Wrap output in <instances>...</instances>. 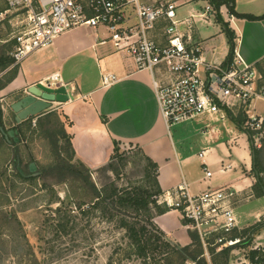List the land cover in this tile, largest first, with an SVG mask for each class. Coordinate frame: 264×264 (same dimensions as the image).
<instances>
[{
	"label": "crops",
	"instance_id": "1",
	"mask_svg": "<svg viewBox=\"0 0 264 264\" xmlns=\"http://www.w3.org/2000/svg\"><path fill=\"white\" fill-rule=\"evenodd\" d=\"M234 2L239 13L264 14V0ZM206 4L207 0H195L179 7L180 28L186 39L190 36V44L200 45L208 62L224 63L230 45L216 15L206 20H190V16L203 11ZM222 15L236 33V49L243 59L264 70V19L249 20L235 15L229 18L225 12ZM162 26L158 24L152 32L158 40H163ZM108 36L104 27H77L57 37L51 46L33 52L18 65L16 76L0 89L3 109L0 123L3 122L1 125L5 131L18 130L20 141L11 139L9 142L0 129V165H5L8 155L13 162L16 149L13 143H20L23 137L20 128L15 126L24 120L17 123L16 112L11 105L19 95H25L31 85L59 73L70 99L54 102L48 110L67 115L72 122L67 128L73 136L76 160L97 170L111 161L116 142L120 146H136L159 165L157 178L162 194L183 182L188 184L193 194L233 185L238 190L233 206L240 229L259 222L264 209L254 211L248 208L258 196L254 190L256 176L252 172L253 154L248 135L239 130L229 117L222 120L210 114L176 124L181 127L176 130V136L173 135L172 127H167L160 110L153 87L154 76L147 69H138L133 58L118 51ZM4 72L0 71V77ZM105 73H114L119 79L104 85L102 75ZM155 77L166 82L171 78L161 69L156 71ZM261 111L264 114V110ZM27 127L28 124L21 125L22 130H27ZM18 151L25 163L31 158L38 161L42 154L48 158L50 154L49 145L42 137L28 145L20 144ZM203 151L204 156L200 157ZM194 160L200 163L199 174L192 163ZM205 168L212 171L211 177L206 176ZM216 176L219 181H214ZM250 216L254 218L248 219ZM154 221L171 241L181 246L192 244L191 228L179 211L170 209L157 215ZM252 247L264 248V227L255 235ZM247 252V248L234 249L229 264H254L247 257ZM205 258L209 264H212L211 259H222L220 252L214 256L209 252Z\"/></svg>",
	"mask_w": 264,
	"mask_h": 264
},
{
	"label": "built area",
	"instance_id": "2",
	"mask_svg": "<svg viewBox=\"0 0 264 264\" xmlns=\"http://www.w3.org/2000/svg\"><path fill=\"white\" fill-rule=\"evenodd\" d=\"M191 1L195 0H0V18L14 13L26 16L15 36L13 66L74 28L104 27L118 51L127 53L138 69H147L154 76L153 87L168 128L203 114L225 120L228 111L235 115L242 111L246 116L244 127L252 133L255 144L264 134V117L257 112V103L264 102V70L245 61L236 48L231 63L208 62L200 45L190 44V36L186 39L180 28L177 9ZM211 15H217V9L207 0L204 10L192 14L190 20H206ZM160 23L163 40L152 34ZM158 69L171 77L168 82L155 77ZM118 79L114 73L102 75L104 85ZM43 83L64 85L59 73ZM203 156L204 151L200 153ZM205 170L211 177L212 171ZM237 195L233 185L193 194L183 182L157 198L181 213L209 254V247L220 251L242 241L232 236L240 230L233 206Z\"/></svg>",
	"mask_w": 264,
	"mask_h": 264
},
{
	"label": "trees",
	"instance_id": "3",
	"mask_svg": "<svg viewBox=\"0 0 264 264\" xmlns=\"http://www.w3.org/2000/svg\"><path fill=\"white\" fill-rule=\"evenodd\" d=\"M208 1L217 9V22L221 25L222 30L228 38L230 51L224 64H229L233 61L235 55L236 33L230 27V23L223 18V15L220 13V8L223 5H226L232 15L249 20H263L264 14L254 15L251 13H239L235 9L234 0ZM8 51L9 49H6L4 45L0 46V69L1 71H5L0 77V89L10 82V80L16 76L18 71V65L13 66L14 58L8 54ZM2 116L3 109L0 104V119H2ZM228 116L238 129L245 132L249 137L253 154L252 172L256 176L254 190L258 196H264V177L262 176L264 170L259 167L258 157L260 150L254 145L252 133L244 127V122L246 120L245 113L241 111L235 115L231 111H228ZM35 118L36 117H30L24 120L21 124L15 126V128H20V132L23 136L20 143H13L16 147L13 154L15 177L25 182H34L41 179L43 180L41 186L44 189L53 188V186L48 183L50 177L57 178V183L66 182L70 179L81 182L87 190L92 192L94 200L90 203L79 202L76 204V207L79 210L78 214H80L82 218H89L95 209H99L102 211V217L109 221L120 216L117 221L119 226L125 230V236L128 239L129 247H131L129 253L131 256L134 255L136 258L141 259L143 264H150V261H156L157 254H161L164 257L161 258V263L160 261H157L156 264H209L208 260L205 258V248L203 247L196 231L191 229L189 231L192 238V244L190 246H181L180 244L171 241L166 233L155 223L154 218L157 215L166 213L170 208L167 205L158 202L157 197L162 194V189L157 178L159 165L149 156L145 155L141 149V153L147 160V172L150 176V186H133L130 189L123 191H120L117 187H112L110 190L106 189L105 191L100 190L92 180V169L84 162L75 159L76 151L73 146V136L67 128L72 124L69 117L58 111L48 110L36 118V126L40 131V136L46 140L49 145L51 160L46 167L39 171V176H31L29 165L31 162H35L36 159L31 158L29 162L25 163L21 159L18 146H20V144L28 145L27 132L31 130L32 122ZM1 123L3 125V122ZM23 124H28L27 130L21 129V125ZM33 132H36V129H33L31 133L33 134ZM30 140H32V138ZM121 150L119 142H116L111 161L114 157L122 154ZM110 162L105 166L112 168ZM105 166L101 168H104ZM19 168L23 170L24 174L21 173ZM7 171L8 170L6 169L3 172H0L1 188H3L5 179L7 180L9 177ZM53 194H55L56 197L54 196L53 199H51L50 204L60 203V205L56 209H52V212L56 213V217L52 219L53 221H51V224L53 227L55 226L57 233H67L70 229H73L78 225V215L74 214L75 209L69 208V203L66 204L54 189ZM0 197L3 196L0 195ZM5 198L8 200V197ZM128 208L134 209V213L125 210ZM120 209L123 210L121 215H119ZM153 209L156 210V213L153 212ZM0 211L5 214L7 217L6 220L9 221L14 218L16 221L20 222L17 215H13L11 212L5 213L2 209ZM49 221L50 218L47 219L46 222L48 223ZM184 222L188 223L185 219ZM263 227V223L256 222L248 228L243 229L238 233L242 238V241L235 246L225 247L220 251H217L216 247H209L212 256L217 252H220L222 257V259H211L212 264H229L231 252L239 247L248 249L247 257L252 263L264 264V248L252 247L255 235ZM236 236L237 235L235 234L233 235V237ZM28 246L29 254L35 256V252L30 243H28ZM169 254H173V256H168ZM32 262L33 264H40V261L37 258L32 259Z\"/></svg>",
	"mask_w": 264,
	"mask_h": 264
},
{
	"label": "rangeland",
	"instance_id": "4",
	"mask_svg": "<svg viewBox=\"0 0 264 264\" xmlns=\"http://www.w3.org/2000/svg\"><path fill=\"white\" fill-rule=\"evenodd\" d=\"M224 12L227 16L231 14L228 7L224 8ZM25 19L26 16L20 13L0 18V45H5L6 49H9L10 56L16 45L15 36L19 26ZM259 103L258 114L264 116L261 111L264 110V102ZM179 127L181 126H172L173 135L176 136V130ZM33 129H36V132L32 134ZM27 135L29 143L41 138L36 122L34 124L32 122V128ZM258 137L259 141H255L254 145L260 150L259 167L264 170V134ZM121 149L122 154L114 157L110 162L112 168L105 166L92 170L91 177L98 189L105 191L117 187L123 191L133 186L149 187L150 176L147 172V160L140 149L128 144L121 146ZM4 157L6 158V154ZM7 158L5 165H0V172L7 169V175H9L8 179H5L3 188L0 187V195L3 196L0 197V210L17 215L21 223L14 218L6 220L7 217L0 211V264H33L32 259L36 258L40 264H143L141 259L129 253L131 247L125 236V230L119 226L117 221L120 216L109 221L102 217V211L99 209H95L89 218H82L78 214L76 204L90 203L94 200L92 192L87 190L81 182L70 179L57 183V178L50 177L48 183L53 188L44 189L41 186L43 181L41 179L25 182L15 177L12 159L9 155ZM50 160V154L48 158L42 154L36 164L38 171L46 167ZM194 161L192 163L199 174L200 163ZM262 176L264 177V172ZM213 179L219 181L218 176ZM53 189L66 204L69 203V208L75 209L74 214L79 218L78 225L67 233H57L55 226L51 224L52 219L56 217L52 209L60 205V203L50 204L55 196ZM5 197H8V200ZM248 208L254 211L263 210L264 196H257ZM125 210L134 213L132 208ZM119 212L121 215L123 210L120 209ZM153 212L156 213V210L153 209ZM49 218L50 221L47 223ZM259 222L264 224V215L259 217ZM242 230L234 231L232 236L235 234L240 237L238 233ZM28 243L33 248L36 257L29 254ZM208 250L211 251L210 248ZM170 255L173 256V254L168 256ZM156 257V261H150V264H156L157 261L161 263V258L164 256L157 254Z\"/></svg>",
	"mask_w": 264,
	"mask_h": 264
},
{
	"label": "water",
	"instance_id": "5",
	"mask_svg": "<svg viewBox=\"0 0 264 264\" xmlns=\"http://www.w3.org/2000/svg\"><path fill=\"white\" fill-rule=\"evenodd\" d=\"M69 99L70 97L66 86L51 87L45 85L43 82H39L28 87L25 95H19L18 99L11 105V109L16 112V121L20 123L31 116L43 114L52 107V103L54 102H66ZM0 129L9 142L11 139L16 142L20 141L18 130L11 129L5 131L1 123ZM19 170L24 174L21 168ZM29 170L31 176L40 175L35 162L30 163Z\"/></svg>",
	"mask_w": 264,
	"mask_h": 264
}]
</instances>
